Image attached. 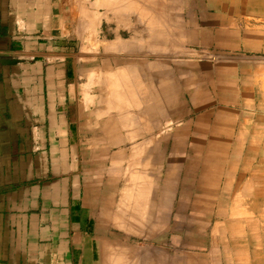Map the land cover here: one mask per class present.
<instances>
[{
    "label": "crops",
    "instance_id": "1",
    "mask_svg": "<svg viewBox=\"0 0 264 264\" xmlns=\"http://www.w3.org/2000/svg\"><path fill=\"white\" fill-rule=\"evenodd\" d=\"M68 6L0 0V264H104L117 232L154 230L177 264H251L264 207V0H151L146 30L161 38L117 39L101 54L75 36ZM153 143L177 181L156 214L131 162L143 144L148 165Z\"/></svg>",
    "mask_w": 264,
    "mask_h": 264
},
{
    "label": "rangeland",
    "instance_id": "2",
    "mask_svg": "<svg viewBox=\"0 0 264 264\" xmlns=\"http://www.w3.org/2000/svg\"><path fill=\"white\" fill-rule=\"evenodd\" d=\"M71 2H73V6ZM150 3L151 0H68V11L70 13L72 12L73 15L72 19L75 36L82 38L84 34L86 42L89 44L86 50L89 49L92 54H101L107 43L117 39H121L128 44L129 40L134 38L140 41L139 44H145L146 39L152 38V36H154L155 39L161 38L162 31L146 30L148 23L151 22V19L155 18V16L148 14ZM94 14L99 16L100 22L95 27L97 30H92L93 28L89 30L88 24H90L91 28V21ZM131 27L138 29L131 30ZM176 33L177 31L173 29L172 24H169L168 35L171 37ZM174 39L175 38L171 37L170 40L173 41ZM126 88L128 87L123 88V90H126ZM124 107H126V104L123 103V108ZM126 109H128V106ZM176 113L175 111L170 112L171 121L175 123L181 119L173 118V116H176ZM178 113H180V115H186L187 111ZM122 121L124 122V120ZM125 130H129L128 124H123L122 131ZM151 146L153 147V156L150 158L151 160L149 159L150 163L148 165L143 164L141 158V155L146 154L145 152L147 150L143 144H137L139 155L137 158H132L131 162H138V165L134 166L133 169L135 168L139 173L140 171L143 173L142 178L140 175L138 177V189L141 190L142 188V193H145V187L148 186L152 188L148 191L151 192L154 201V206L151 207V209L154 214H156L159 209L156 205L160 202L161 198L165 197L166 201L172 199L171 193H166V191L167 189L171 190V188L177 184V181L174 180L172 175H168L166 171L168 169L165 166L166 157H162V155H165V148L163 149L161 144L153 143L149 144L148 149H151ZM172 146L173 144H170L171 149ZM173 160H175V158ZM123 163H125V161H123ZM163 163L164 169L162 170ZM145 171H147L148 174L144 173ZM124 172H126L125 169H123L122 185L127 186L129 177L126 176ZM145 180H147V182ZM145 201L146 200H140L141 204H145ZM126 203H129V200H127ZM125 208L130 209L131 207L124 206L123 209ZM138 210L137 219L140 221L145 218L146 207L143 206L141 209L139 206ZM259 214L261 222L259 223L260 232L257 238L254 237L252 228H250L249 233V241L251 242V264H264V207L259 208ZM138 224L140 226L141 222ZM162 234L161 231L154 230L153 237L151 238H130L126 237V233L124 232L121 234L117 232L116 235L107 240V243L103 247L104 264H177L181 256H179L176 251H173L170 246L168 234L165 235L164 238H162Z\"/></svg>",
    "mask_w": 264,
    "mask_h": 264
},
{
    "label": "bare ground",
    "instance_id": "3",
    "mask_svg": "<svg viewBox=\"0 0 264 264\" xmlns=\"http://www.w3.org/2000/svg\"><path fill=\"white\" fill-rule=\"evenodd\" d=\"M108 1V0H107ZM116 1V0H115ZM129 2V1H128ZM108 5H111V4H108ZM120 5V4H119ZM95 15V14H94ZM94 17V16H93ZM98 18V17H97ZM94 21L96 20V18L93 19ZM97 26V25H96Z\"/></svg>",
    "mask_w": 264,
    "mask_h": 264
}]
</instances>
